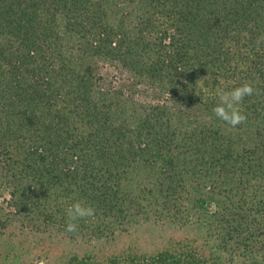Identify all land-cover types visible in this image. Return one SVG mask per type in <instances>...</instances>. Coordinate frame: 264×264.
<instances>
[{"label": "trees", "instance_id": "obj_1", "mask_svg": "<svg viewBox=\"0 0 264 264\" xmlns=\"http://www.w3.org/2000/svg\"><path fill=\"white\" fill-rule=\"evenodd\" d=\"M254 88L232 127L219 90ZM81 202L92 217L71 221ZM0 264H264V0H0Z\"/></svg>", "mask_w": 264, "mask_h": 264}, {"label": "clouds", "instance_id": "obj_2", "mask_svg": "<svg viewBox=\"0 0 264 264\" xmlns=\"http://www.w3.org/2000/svg\"><path fill=\"white\" fill-rule=\"evenodd\" d=\"M253 93L254 88L250 83H244L229 91L219 90L217 92L218 102L213 108L214 115L232 127L241 124L247 119L240 107L241 103L246 96H251ZM93 214L94 209L92 207L85 206L81 202L74 203L67 209L69 222L66 231L75 232L77 230V224L71 221H76L78 218L92 217Z\"/></svg>", "mask_w": 264, "mask_h": 264}, {"label": "rangeland", "instance_id": "obj_3", "mask_svg": "<svg viewBox=\"0 0 264 264\" xmlns=\"http://www.w3.org/2000/svg\"><path fill=\"white\" fill-rule=\"evenodd\" d=\"M5 249L0 245V261L3 259Z\"/></svg>", "mask_w": 264, "mask_h": 264}]
</instances>
